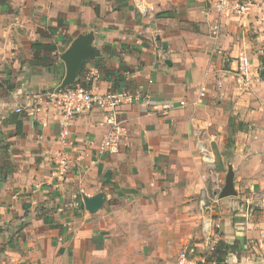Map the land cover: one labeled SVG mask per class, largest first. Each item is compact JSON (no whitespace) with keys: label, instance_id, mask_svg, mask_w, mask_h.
<instances>
[{"label":"crops","instance_id":"1","mask_svg":"<svg viewBox=\"0 0 264 264\" xmlns=\"http://www.w3.org/2000/svg\"><path fill=\"white\" fill-rule=\"evenodd\" d=\"M218 1L0 5V77L16 84L0 96V142L8 157L0 160L7 174L0 181V264H91L104 250L107 232L118 228L119 215H127L121 221L129 224L127 205L137 198L151 204L149 193H170L178 173L190 169H208L222 188L233 170L237 195L220 199L213 193L214 245L239 239L228 264H264V194L252 199L244 193L264 172V0H231L253 4L242 15L220 13ZM42 32L60 60L50 70L32 64V45ZM89 33L98 55L77 83L99 93L149 97L121 107L126 134L117 154L100 149L108 132L105 112L93 108L80 115L63 137L67 127L59 107L52 100L35 103L38 95L61 88V57ZM241 56L251 64L250 90L236 80ZM60 157L67 159L64 174ZM206 178L193 186L208 187ZM99 194L106 202L91 214L84 198ZM202 248L200 258L211 249Z\"/></svg>","mask_w":264,"mask_h":264},{"label":"rangeland","instance_id":"2","mask_svg":"<svg viewBox=\"0 0 264 264\" xmlns=\"http://www.w3.org/2000/svg\"><path fill=\"white\" fill-rule=\"evenodd\" d=\"M59 61V56H56L54 62ZM0 81L5 79L0 77ZM8 92L9 88H0V96H7ZM1 145L5 146L0 142ZM226 154L229 155L230 151L227 150ZM212 175L214 173L208 169L204 173L183 170L178 173L177 184L170 188V193L168 188L149 193L151 204L141 198L133 200L134 203L127 205L129 224L125 223L127 215H119L118 228L113 225V230L107 232L104 250L91 264H177L180 253L184 251L193 258H200L202 247L209 245L212 248L218 233L209 212L214 201L213 193H220L223 188L214 186ZM257 176L252 179L257 184H252L244 192L249 194V191L252 199H261L264 194V172ZM170 177L167 175L164 179L168 182L167 187L170 186ZM205 177L210 181L208 187L193 186ZM161 199L165 202L161 203ZM247 207L245 202V211ZM207 221H210L208 231Z\"/></svg>","mask_w":264,"mask_h":264},{"label":"built area","instance_id":"3","mask_svg":"<svg viewBox=\"0 0 264 264\" xmlns=\"http://www.w3.org/2000/svg\"><path fill=\"white\" fill-rule=\"evenodd\" d=\"M252 3H233L231 0H219L217 10L224 13L227 10L236 15H242L250 12ZM236 80L244 87L250 90L253 87V76L251 73V64L247 57L241 56L236 61ZM90 80V78H89ZM204 96V91L200 93V98ZM36 105L45 100H52L58 107L65 119L67 130L63 132V137L69 135L68 127L75 118L87 111L97 108L106 113L105 124L108 126V132L104 138L100 149L109 154H117L122 143V137L126 134L125 122L121 119V107L127 102L149 101V97L141 92L135 95L118 94L116 92L99 93L91 90L89 87L77 84L70 89H56L46 94L37 96ZM182 106L185 104L182 103ZM18 109L17 113H21ZM36 112L35 107L29 110L30 115ZM58 166L61 174L66 172L67 159L60 157ZM199 260L191 257L186 251L180 253L177 264H199Z\"/></svg>","mask_w":264,"mask_h":264},{"label":"water","instance_id":"4","mask_svg":"<svg viewBox=\"0 0 264 264\" xmlns=\"http://www.w3.org/2000/svg\"><path fill=\"white\" fill-rule=\"evenodd\" d=\"M93 42L94 35L92 33L81 36L71 44L68 51L61 57L66 66V74L60 89H66L74 84L88 61L94 59L98 55L93 47ZM234 177L235 174L233 170L230 169L226 177L225 186L218 194L220 199L237 195L234 185ZM84 202L86 210L89 213L94 214L103 208L106 198L103 194H99L94 197H85Z\"/></svg>","mask_w":264,"mask_h":264},{"label":"trees","instance_id":"5","mask_svg":"<svg viewBox=\"0 0 264 264\" xmlns=\"http://www.w3.org/2000/svg\"><path fill=\"white\" fill-rule=\"evenodd\" d=\"M129 0H115L116 3H119L120 5L124 4L125 2L127 3ZM6 4V0H0V5ZM53 29H49L50 33H53ZM41 38L42 40L33 44L32 49L34 51L33 55V60L32 64L33 66H40L44 67L48 70L51 68H54V59L55 57L53 54L57 51V47L53 43H47L49 37L46 33L42 32L41 33ZM80 75L78 76V78ZM78 81H76L74 84L70 85L66 89L73 88L75 85H77ZM9 88V91H12L14 87L9 81H0V88ZM20 127V126H19ZM228 146V145H227ZM7 157V145L5 146H0V160L4 161L6 160ZM0 161V181H3L7 175L5 173V166L2 164ZM13 171V170H12ZM5 178H1L4 177ZM242 241L237 239L233 244H229L225 242L224 240H220L215 245L206 253L203 255L201 258L199 264H228V259L230 255L236 254L238 250L240 249Z\"/></svg>","mask_w":264,"mask_h":264},{"label":"bare ground","instance_id":"6","mask_svg":"<svg viewBox=\"0 0 264 264\" xmlns=\"http://www.w3.org/2000/svg\"><path fill=\"white\" fill-rule=\"evenodd\" d=\"M209 227H210V225H209ZM208 230H209V229H208ZM208 230H207V231H208Z\"/></svg>","mask_w":264,"mask_h":264}]
</instances>
